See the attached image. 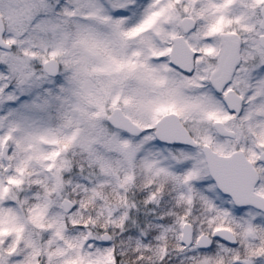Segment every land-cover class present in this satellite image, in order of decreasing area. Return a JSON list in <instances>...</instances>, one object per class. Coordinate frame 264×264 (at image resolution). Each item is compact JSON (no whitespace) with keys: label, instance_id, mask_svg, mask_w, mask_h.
I'll list each match as a JSON object with an SVG mask.
<instances>
[{"label":"snow or ice","instance_id":"1","mask_svg":"<svg viewBox=\"0 0 264 264\" xmlns=\"http://www.w3.org/2000/svg\"><path fill=\"white\" fill-rule=\"evenodd\" d=\"M0 264H264V0H0Z\"/></svg>","mask_w":264,"mask_h":264}]
</instances>
